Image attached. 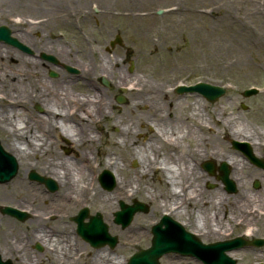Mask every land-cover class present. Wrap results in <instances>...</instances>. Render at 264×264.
<instances>
[{"label": "rangeland", "instance_id": "1", "mask_svg": "<svg viewBox=\"0 0 264 264\" xmlns=\"http://www.w3.org/2000/svg\"><path fill=\"white\" fill-rule=\"evenodd\" d=\"M69 1L70 0H65V3ZM92 2H95V5H92ZM184 2L185 3L181 5V9L178 12L158 15L150 11L145 15L142 13H135V10H156L169 6L170 3L174 2L172 0H108L107 2H102L101 0H78V9L73 13H67L70 17H68L65 22L59 20V22L55 21L54 24L52 23L49 33L47 29L43 30V26L34 33L32 32L33 37L36 39L47 37L50 39H59L63 42L65 41L71 51V56L69 57H62L57 49L53 50L49 46L44 47L42 45H37V48H33L28 45L31 50L29 54L19 48L5 44L4 42L0 41V44L3 46H10L16 50L17 53H21L26 57L37 58V60L43 61L38 70L34 68L29 69L30 65L21 68L16 63H12L11 65L14 71V84L18 80H16L17 77L20 80V77L25 78V80L22 79L20 81L23 87L19 83L17 86H14L15 88H19L20 92H17L14 96H18L19 102L24 105L22 106L25 110H30L35 114L42 115L43 111L41 110L42 108L44 109V106L39 102L40 97H38V92L40 85L37 80L40 75H44L48 80H54L55 82H61L64 79L65 75L63 76L62 73H65L67 76H73V79L76 80L73 85V90L76 94L80 95L88 93V88L86 87L87 82L91 84L95 82L96 85L106 93L107 98L108 95L112 97L114 102V119L110 121L107 109L106 114H102L99 121H93L92 126L95 136L90 146L96 158L101 157V153L105 156L106 152L104 149H110V152L107 151V154L108 152L110 154L106 155V158L109 159L113 157L123 164V172L126 174H132L131 171L138 168L140 162L138 158L126 160L124 158L126 157L124 156V149H114V144L111 141L117 138L119 139L118 131L123 130V132H125V129L127 130L128 127H136L135 130L139 131L132 135L135 142H147L150 139L149 134L150 130H152V123L147 121L148 123L144 124V126H140L139 122L136 120V115L138 113L148 112L149 105L142 101H140L138 105L132 102L135 100V94L139 91L138 84H141L140 79L144 81L143 83L149 82L155 86L158 84L162 88L164 86L171 87L177 82L189 84L197 83L199 80L214 85H225L227 90L224 96L215 102H209L207 100L205 102L209 114L207 113L203 117V120L207 121L204 123H208V126L202 127V129L204 135H206L204 141H206L207 150L209 152L204 159H197L195 162L197 165L200 163V168L197 172V179L199 180L194 179V185L199 181L200 185L194 189L208 192L220 187L226 193L235 195L236 192L230 193L225 189V185L217 176H212L205 171L202 168V163L206 160H213L218 166L222 162L227 163L230 168V177L234 180L231 175L234 163L217 158L218 156H213L212 154V150L219 142H216L217 144L215 146H212L213 143L210 142L208 149V140H210L211 134L216 133L217 136L215 138L220 140L221 146L229 150L235 157L238 156V161L241 162L240 164L242 166L241 170H243L245 174H253L256 169L264 170V167L251 163L241 150L234 148L233 142L248 143L254 151H257L258 154H255L263 160L264 147L261 149L254 148L250 141L234 139L229 133L232 125L239 121L241 122V118L243 121L256 127L261 132L262 139H264V0H204L203 2L185 0ZM48 3L53 7L56 6L53 1H49ZM31 6L32 8H30ZM62 8L65 7H58L55 11L61 12ZM3 10L7 13L5 15L7 19L0 16V25L9 27L13 32V36L16 37L18 29V31H20L27 28L30 24H38L32 23L30 20L48 15V12L43 5H40L38 0H23L15 3L10 2V4L3 6ZM151 12L152 14H150ZM84 15H86L85 18H82ZM15 18L18 21L17 24H15ZM246 25L254 29V37H250V39L247 40L238 36V32ZM116 34L122 36L123 44L110 47V41L114 39ZM226 47L229 49H226ZM220 48L223 50L220 51ZM243 50H245V52L241 57V53L239 52ZM97 52L104 57H111L114 60L117 59L118 64L115 66V72L112 74L113 76L111 78L108 77V74L111 73H108L107 70H105L104 76L98 73L94 76L87 75L89 67H91L94 61H97ZM42 53L52 55L59 61L57 63H52L48 60L41 59ZM68 58H70V61L63 60ZM64 65L76 67L78 71L76 73H70L66 68L64 69ZM50 71H56L58 75L51 76ZM84 71L87 72L82 75ZM125 76L128 77H126L127 80L131 79L132 82L125 84V82L122 81V78H125ZM80 77L83 79H80ZM103 78L107 79L109 85L104 84ZM30 81L36 82L31 84ZM253 86L259 87L261 91L250 97L244 96V91ZM122 89L124 91H122ZM25 90H27L26 93H28L29 96L34 98L36 104L27 100L28 94L24 93ZM119 95H123L126 98L124 103H119L117 101ZM191 96V100L194 101L195 95ZM8 97L9 91H7L6 88L0 87V104H7L6 98ZM169 97L173 99V93H169ZM196 97L200 100L201 95L199 96L197 94ZM36 105H39L41 108H38ZM219 111H224L225 114L221 115L218 113ZM227 115L236 118L234 120L238 121L233 124L234 120L231 121L232 118H226ZM204 135L202 138H205ZM60 140V144L54 147L67 157H77L80 149L84 150L88 147L87 143L74 146L72 144L73 141L68 138L62 139L61 137ZM77 140L79 141V138ZM0 141L7 151L15 155L7 148L5 132L1 129ZM197 141L198 140L194 138L192 142L194 145H197ZM125 144L134 146L131 143ZM203 147H205V145ZM119 155H121V158ZM42 156L43 157L40 158V163L38 157H31L28 161H25L28 167L19 163L17 175L13 177L11 181L0 184V197L4 195V198L0 199V201L18 204L21 207H25L28 204L38 205L46 203L44 206L41 204L43 213L51 211L50 208L57 209L56 205L52 202L56 200L55 196L57 193L62 194L63 187L61 186V180L51 175L50 166L47 163V159L55 155L49 151ZM243 157L245 158L246 166L242 164L244 163L242 160ZM140 167L143 172V177L140 179L152 181L160 186V182L165 178V173L163 171L154 168L149 169L147 165ZM104 170L111 172L114 177L113 187L108 189V191H112L116 187V179L119 178L120 175L116 172H112L111 169L102 167L98 173V180ZM31 171H35L41 176L54 179L58 185L57 191L49 192L44 183L36 179H31L29 177ZM217 174H219V171H217ZM203 176L211 177L212 179L202 181ZM142 180H136V182L132 181V185L139 186L138 188L140 189H137L138 191L130 197L129 200H118L116 203L118 205L117 210L120 209L121 201L131 203L134 199L148 206L147 212H140L134 215L135 217L137 216L139 221L145 222L144 225H142L143 228L139 230V233L144 232L140 234L141 238L139 242L133 245L128 243L126 239L131 238L130 236L132 235L119 232L127 226L123 227L121 224L116 223L114 215L110 218V222L117 227V230L113 231L107 223L111 235H115L118 238L117 245L120 244L125 247L121 250H116L117 245L114 247L105 245L110 248V257L112 255L114 264L119 263L123 258V260L129 259L139 249L150 247L152 242V226L156 222V219L164 214L163 211L153 212L151 210L152 205L148 193L145 194L143 192L147 185L144 184ZM234 181L236 182V180ZM257 181L260 183L259 187L255 186ZM183 183L184 180H178L179 187H181ZM189 183L191 185L192 181L190 180ZM246 184L248 189L253 191L260 190L264 187L261 175L259 174L249 176L248 183ZM190 188L191 190L186 194L188 195V203L196 206L197 203L192 202V196L198 193L195 190V192H192L193 188ZM236 191H238V188ZM169 203L170 202L164 207L168 208ZM252 205H256V203H252ZM87 207L91 214L100 212L105 222L110 220L108 219L109 216H106L104 213V208L99 207L97 201H92L91 199ZM227 209H229L228 206ZM62 211L63 217L61 218L65 221H68L69 217L73 216L69 215V212H66L64 209ZM78 212L79 209L75 214ZM240 215L241 212H236L235 214L231 213L229 221L226 218H224V221H221V224L218 226H223L222 229L224 230L222 231L224 233V239L221 240L232 239L236 236H247L249 239L253 237L264 239V214H261L259 220L252 226V233L250 235L245 234L247 228L244 224L237 225L235 223V220L239 218ZM249 219L251 220L252 217ZM26 221L27 219L24 223H26ZM52 223L53 221L48 222V224ZM186 228L190 230L189 227ZM16 229H19L21 233L25 231L24 226L21 228L17 226ZM216 229L218 230L221 228ZM198 237L204 243L219 241V239L213 238L206 239L202 235ZM257 248L264 251V245H248L247 247L238 249L237 254L231 255L229 253V255L235 258L239 264H259V261H264V253H260L261 251L255 253L253 249ZM185 258H188L189 261L195 264H204L202 261H199L201 262L199 263L197 258ZM191 258H193V260ZM164 259H166L165 256L161 257L160 262L162 264H169V262Z\"/></svg>", "mask_w": 264, "mask_h": 264}, {"label": "bare ground", "instance_id": "2", "mask_svg": "<svg viewBox=\"0 0 264 264\" xmlns=\"http://www.w3.org/2000/svg\"><path fill=\"white\" fill-rule=\"evenodd\" d=\"M17 1L23 0H0V16L6 18L5 15L7 13L3 10L4 5L10 4V2L15 3ZM41 1L43 0H38L39 3ZM41 4L43 3L41 2ZM32 6L30 8H32ZM85 16L86 15L82 16V18H85ZM66 18V16L57 15L52 11V16H50L47 22L36 25L30 24L27 28L20 31H18V29V33H16L17 38L33 48H37V45H42L44 47L49 46L53 50L57 49L62 57H69L71 56V51L65 41L63 42L59 39H50L47 37H40L38 39L33 37V33L42 26L44 27L43 30L47 29L49 33V31H51L52 23L54 24L55 21L59 22V20L65 22ZM14 21L15 24H17L18 21L16 18ZM253 30L254 29H251L246 25L240 32H238V36L246 40L250 39V37H254ZM226 49L229 48L226 47ZM222 50L223 49L220 48V51ZM244 52L245 50L239 52L241 53V57ZM13 57H15L16 60ZM63 60L70 61V58ZM42 62V60H37V58H30L21 53H17L16 50L10 46H3L0 44V87L6 88V90L9 91V97L6 98L8 103L0 104V129L5 132L7 148L15 154L18 163L23 166L28 167V165L25 164V161H28L31 157H38L40 163V158L43 157L42 155L47 154L49 151L55 155L53 156L54 158H48L47 163L50 166L51 175L57 179L59 178L61 180V186L63 187L62 194L57 193L55 196L56 200L52 199V203L56 205L58 212H63L62 210L64 209L66 212H69V215H73L78 209L86 207L88 202L92 199V201L95 200L99 203V207L104 208L103 211L106 216H109L108 219L112 218L114 211L118 208V205L116 204L117 201L129 200V198L140 189L138 188L139 186L132 185V181L136 182V180H142L140 178L143 177V172L141 171L140 166L147 165L149 169H156L157 162L159 161L158 158L161 156L162 151H164L162 155L163 160L170 164V166L167 167V173L164 172L165 178L160 182L161 188L152 181L142 180V182L147 185L143 192L145 194L148 193L152 205L151 210L153 212H167L169 209L164 206L173 200V198H179L181 195L185 194L182 187H179L178 180L188 178L192 181V184L189 186L193 188L192 192L196 191L198 193L192 196V202L197 203L196 206L191 204L192 210L191 208H187L186 212L188 214V220L185 222V225L192 229H190V232L193 235H202L206 239H224V233L222 232L224 231L222 229L223 226H218L221 224V221H224V218L229 221V217H231L230 214H235L236 212H241V215L235 220V223L237 225H245L247 228L245 234L250 235L252 233V226H254L255 222L259 220L261 214H264V187L260 190L253 191L248 189L246 183H248L249 176L259 174L261 175L264 185V170L256 169L253 174H245V172L241 170L242 166L240 164L241 162L238 161V156L235 157L229 150L221 146L220 140L215 138L217 136L216 133L211 134L210 140H208V149L210 142L213 143L212 146H215L217 144L216 142H219V144H217L212 150V154L213 156H218L217 158L225 159L230 163H234L231 175L234 180H236V182H234L238 186V191L233 195L226 193L220 187L208 192L194 189L200 185V181L194 185V179L199 180L197 179L199 165L195 162L197 159H204L209 152L207 150L206 141H204L206 135H204L202 129V127L207 126L204 124V122L207 121H204L203 117L207 113L209 114V112L205 103L202 102V98L198 100L195 96L196 100L194 99L191 103H189L187 99L172 101V99L169 98V94L164 92V87L162 88L158 84L155 86L149 82L143 83L144 81L140 79L141 84H138L139 91L135 94V100L132 102L137 105L140 104V101L147 103L149 109L147 113H138L136 115V120L139 122L140 126L150 122L156 125L157 128L150 130V139L147 142H135L132 135L139 132L135 130L136 127L127 128V130L125 129V132L119 130V139L117 138L116 140L111 141L114 144V149H124V156H126L124 158L126 160L138 158L140 162L139 167L135 168L134 171H131L132 174H126L123 172V164L113 157L109 159L106 158V155L110 154V149H104L106 152L105 156L101 153V157L96 158L94 156V151L90 146L92 144V139L95 136L94 128L92 126L93 121H99L102 114H106V110L108 108L111 109V107V117L114 119L113 100L107 98L106 93L103 92L95 82L93 84L87 82L86 84L88 86L86 85V87L88 88V93L80 95L76 94L73 90V85L76 81L73 79V76H67L65 73H62L63 76L65 75L64 79L61 82H55L54 80H48L44 75H40L37 79L40 85L38 97H40L39 102L44 106L45 115L35 114L30 110H25L23 107L24 105L19 102L18 96H14L17 92L20 93L19 88H15L14 86H17L19 83L23 87V84L20 81L22 79L25 80V78L20 77V80L17 77V82L15 84L13 83L14 71L11 67L12 63H16L20 68L30 65L29 69L34 68L38 70ZM117 64V59L114 60L111 57H104L98 53L97 61H94L91 67H89L87 75L94 76L98 73L103 76L105 70H107L108 73H111L108 74V77L111 78L113 76L112 74L115 72L114 68ZM86 72L84 71L82 75L86 74ZM126 77L127 76L122 78V81H124L125 84L132 82L131 79L127 80ZM80 79L83 78L80 77ZM30 82L33 84L36 81ZM26 92L27 90H25L24 93L28 94ZM27 97V100L33 101V104L36 103L34 98L29 96V94ZM186 104L189 106L184 110L183 107H185ZM171 109H174L177 113L171 118H167L165 112L167 113L171 111ZM218 113L221 115L225 114L224 111H219ZM226 118H232L231 121L236 119L229 115H227ZM240 120L241 122L239 121L238 123H236L238 120L233 121V124H236L232 125L230 128V135L234 139L250 141L254 148L261 149L264 147V139H262L261 132L250 123L243 121L241 118ZM57 122L61 123L60 126L57 125ZM203 135L205 138H202ZM165 136L174 137V142H177L178 145L171 143L173 141L170 142L166 140ZM61 137L71 139L74 146L87 143L88 147L84 150L80 149L77 157H67L54 147L60 144ZM78 138L79 141L77 140ZM188 138L192 139V141H194V138L198 140L197 145L190 142V146L187 149L182 150L181 152H175L174 154L170 153V147L171 150H177L181 148L182 143ZM125 143H131L134 146L126 145ZM202 145H205V147ZM107 151H109L108 154ZM254 152L258 154L257 151ZM119 157L121 158V155H119ZM242 160L244 162L242 164L246 166L245 158L243 157ZM102 167L111 169L112 172H116L120 175V177L116 179V187L112 191L105 189L98 180V173ZM18 171L19 169L17 170V173ZM211 179V177L207 176L202 177V181ZM189 190H191V188ZM182 202H184L183 199L178 203ZM252 203H256V205H252ZM227 206L229 209H227ZM185 207L186 206H181L175 211V214L180 215L182 209ZM40 217L41 216L38 215L33 219L34 222H37L40 225V229L36 228V232L32 233L31 238L42 240V242H52V240H55L56 243L61 246L60 250H58L56 245L51 243L50 245H54V248L49 245V248H47L49 251H45L43 255L37 256H40V258L43 257L42 262L51 264L53 260L55 261V256L57 254H61L62 256L70 255L74 242L70 241L71 238L69 234L71 235V231L68 226L58 224L56 227H50L51 229L49 230L47 225H42L45 224V222ZM250 217H252L251 220L249 219ZM110 221L111 219L109 221L107 220V223L113 231H116L117 227L112 225ZM144 223L143 221H139L136 216L129 226L122 231H118L120 233L131 234V238L126 240L129 244L133 245L134 243L139 242V239L141 238L140 234L144 233H139V230L140 228H143L142 225H144ZM159 223L160 221L157 225H159ZM161 225L162 227L167 226L163 222H161ZM216 228L221 229L217 230ZM11 248L14 250V245H12ZM122 248L125 247L120 244L116 246V250H121ZM109 249L110 248L107 246L93 247L82 241L78 249L79 251H77L80 257L78 264H114V259L112 255L110 257ZM253 250L255 253L259 251H261L260 253H264L263 250H259L258 248ZM229 253L234 255L238 253V250H232ZM22 256L30 258L31 250L28 248L27 254ZM165 257L166 259L164 260L168 261L169 264H195L194 262L189 261L188 258H185L190 257L189 254L183 256L181 253L174 252L167 254ZM191 259L193 260V258ZM199 261L202 260H198V262ZM67 264H70V262H67ZM117 264H121V261Z\"/></svg>", "mask_w": 264, "mask_h": 264}, {"label": "water", "instance_id": "3", "mask_svg": "<svg viewBox=\"0 0 264 264\" xmlns=\"http://www.w3.org/2000/svg\"><path fill=\"white\" fill-rule=\"evenodd\" d=\"M0 40L15 45L23 50H29L27 46L11 36V30L5 25L0 26ZM116 43H122L120 35H117L116 39L113 40L111 44L112 46H115ZM44 56L47 59L54 60L53 56L51 55ZM68 69L71 72H76V69L73 67H68ZM52 75L56 74L52 73ZM183 89L184 88H181L180 90ZM188 89L201 91L211 102L218 100L225 93V89L223 88V86L212 85L206 82H200L195 86L189 87ZM255 93H257V89L253 88L245 91L244 95L251 96ZM119 100L122 101L123 98H119ZM234 146L241 149L252 162L264 167V160L255 156L248 144L241 145L240 143L235 142ZM206 166L211 172L215 168L212 162L207 163ZM17 170L18 162L16 158L6 152L0 143V183L11 180L17 174ZM220 170L222 172L220 178L226 184L227 189L230 192L235 191L236 185L235 182L229 177L230 170L227 164L223 163L220 167ZM31 177L38 178L44 181L50 189L57 188V185L51 179H45L35 173H32ZM102 181L105 187L112 188L114 181L113 177L108 171H105L103 173ZM255 186L259 187V182H256ZM121 207L122 209L116 212L115 221L117 223H121L123 226H127L132 221L133 216L137 211L148 210L147 205L139 201H135L133 205L122 202ZM87 211V208L83 209L78 216L79 226L84 231L86 238L91 240V242L97 246L106 243H109L111 246H115L117 244V237L111 236L109 234L108 225L104 222L101 213H97L96 215L92 216L91 222L85 223L83 219L87 215ZM162 222L167 225L165 231L161 229L160 224L154 227L152 246L149 249L142 250L132 256L129 264H159V257L164 253L171 251H180L184 254L197 256L199 259L203 260L205 264H238L236 259L227 254V251L236 249L246 244H263L262 240L255 239L251 242H248L242 237H236L234 239L205 244L200 241L195 235L192 236L190 234L177 236L175 239L171 236L173 232L169 221L163 220Z\"/></svg>", "mask_w": 264, "mask_h": 264}, {"label": "flooded vegetation", "instance_id": "4", "mask_svg": "<svg viewBox=\"0 0 264 264\" xmlns=\"http://www.w3.org/2000/svg\"><path fill=\"white\" fill-rule=\"evenodd\" d=\"M49 1H53L56 6L53 7L52 5H50L48 2ZM102 2H107L106 0H101ZM177 1H185V0H177ZM193 1V0H190ZM196 1H204V0H196ZM41 2L43 4H41ZM40 2V5H43L44 8L46 9V11L48 12V15L46 16H41L45 18V22H47L50 18V16H52V11L55 12L57 15H63L66 16L67 18L70 17L69 14L67 13H73L75 12L78 8L77 6H79L78 0H70L68 3H65V0H43ZM92 5H95V2L91 3ZM54 5V4H53ZM65 7L62 8L61 12L60 11H55L58 7ZM50 7V8H49ZM107 11V10H105ZM51 14V15H50ZM66 18V20H67ZM63 21V20H62ZM173 99L172 101H177V100H188L189 103L193 102L191 100V95H193L192 93H188V92H184V93H177V92H173ZM199 95V94H198ZM197 96V95H196ZM200 96V95H199ZM108 98L112 99V97H110L108 95ZM170 98V97H169ZM197 98V97H196ZM202 98V97H201ZM200 98V99H201ZM168 99V98H166ZM113 100V99H112ZM203 102L205 103L206 100L204 98H202ZM173 103V102H172ZM188 104L185 105V108H188ZM43 110V109H42ZM182 112V111H180ZM45 113V112H44ZM175 113H177L174 109H171V111L169 112H165V115L167 118H171ZM108 116L110 121H112V107L111 109L108 108ZM59 124H61L60 122H57ZM208 124V123H205ZM144 126V125H142ZM154 128H157V126L155 125ZM63 139V138H62ZM165 139L168 141H173L171 143L178 145L177 142H174V137L172 136H165ZM66 140V139H64ZM190 142H192V139L188 138L186 139L183 143L181 148L177 149V150H171V147L169 149L170 153L174 154L175 152H181L182 150L187 149L190 146ZM163 152L161 153V156L158 158V162H157V167L158 170H161L165 173H167V167L170 166V164L166 163L165 160H163ZM162 163V164H160ZM184 180L183 185H181V187L183 188V192H185L184 195H181L179 198H173L172 201H170V205L168 206V211L161 215L160 218L161 219L164 215H168L169 218L173 221V222H180L183 226L182 230H178L176 229L175 234L176 235H183L186 234L188 231L190 232L191 230H188L186 227H188L187 225H185V222L188 220V214L187 212V208H191L192 210V206L190 203H188V194L189 193V189H190V179H182ZM180 187V188H181ZM4 198V195H2L0 197V199ZM183 199L184 202L182 203H178L180 202V200ZM43 206L46 205V203H41ZM41 204H28L25 207H21L18 204H14V203H10V202H4V201H0V264H46L45 262H42L43 257L40 258V256L37 255H43L45 253V251H49L47 250V248H49V245L51 243L55 244L56 247L58 248V250H60V244L56 243L55 240H52V242H42V240L39 239H34L31 238L32 237V233L36 232V228L40 229V225L37 222H34L33 219H35L38 215H40L45 224L42 225H47L48 229L50 230V227H56V225L58 224H63V225H67L69 230L71 231V235L69 234L70 238H71V242H74V245L71 249V253L70 255H66V256H62L61 254H57L55 256V261L53 260L51 262V264H67V262L70 264H78V261L80 260L79 254L77 251H79V246L80 243L85 242L89 245V243L83 239L82 234L79 230L78 227V223H77V219L74 216L69 217L68 221H65L64 219L60 218L63 217L62 212H58L57 209H53L50 208L51 211L43 213V207ZM8 206H14V207H19L21 209H24L28 212V216H27V221L26 223H24V221L26 220H20L6 212H4V208L8 207ZM181 206H186L185 208L182 209V213L179 214H175V211L177 209H179ZM58 212V214H57ZM175 217V218H174ZM53 221L52 224H48V222ZM87 221V220H86ZM20 225H18V224ZM18 226V228H21L22 226L25 227V231L23 233L20 232L19 229H16ZM14 245L15 249L12 250L11 246ZM18 246V248H17ZM51 247L54 248V245H50ZM31 250V256L30 258H26L22 255H26L27 254V249ZM54 255V254H53Z\"/></svg>", "mask_w": 264, "mask_h": 264}]
</instances>
